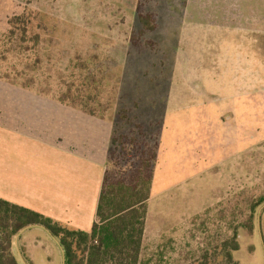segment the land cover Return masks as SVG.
<instances>
[{
    "label": "rangeland",
    "instance_id": "1",
    "mask_svg": "<svg viewBox=\"0 0 264 264\" xmlns=\"http://www.w3.org/2000/svg\"><path fill=\"white\" fill-rule=\"evenodd\" d=\"M88 70L101 106L87 102L122 139L106 169L118 178L127 158L157 147L154 168L142 170L152 179L144 264H223L216 247L235 228L234 258L264 264V0H0V126L29 104L64 115L67 104L38 91L74 96L81 85L87 100ZM156 100L161 111L145 110ZM134 101L131 118L116 117ZM30 124L29 134L47 130ZM60 126L49 131L57 146ZM134 136L139 146L127 143ZM46 150L25 146L24 165L42 168ZM13 252L19 264L65 263L42 227L15 237Z\"/></svg>",
    "mask_w": 264,
    "mask_h": 264
},
{
    "label": "crops",
    "instance_id": "2",
    "mask_svg": "<svg viewBox=\"0 0 264 264\" xmlns=\"http://www.w3.org/2000/svg\"><path fill=\"white\" fill-rule=\"evenodd\" d=\"M43 95L52 103L57 101L53 96ZM67 105L61 115L29 104L26 116L15 111V120L1 122V130L10 133L11 138L1 134L0 197L41 212L71 229L90 231L97 222L114 125L104 117ZM25 122L47 130L29 134ZM56 126L64 129L60 134L63 146H57L49 136ZM32 143L47 148L42 168L24 165V147ZM33 227L44 228L30 226L16 238Z\"/></svg>",
    "mask_w": 264,
    "mask_h": 264
},
{
    "label": "trees",
    "instance_id": "3",
    "mask_svg": "<svg viewBox=\"0 0 264 264\" xmlns=\"http://www.w3.org/2000/svg\"><path fill=\"white\" fill-rule=\"evenodd\" d=\"M143 55H147V53L140 48L136 54L139 61ZM82 70L87 71L85 67H82ZM85 78L89 80L91 86L86 96L87 100L83 98L81 85L77 86V92L74 96H72V93L68 96L69 92H60L59 95H53V97L61 103H72V106L91 115L103 117L102 113H98V110L89 106L87 102L93 100L98 102V106H101L97 92L98 74L95 75L94 70H88ZM54 85L58 87L59 84L55 83ZM24 86L29 87L27 84H24ZM59 91H61L60 86ZM38 92L50 95L45 91ZM127 95L130 97L129 93ZM71 96L74 102H72ZM67 97L68 99H66ZM131 97V100L136 98L133 93ZM139 106V102L136 101L133 102L132 108L123 106L119 108L116 117L119 115L121 118L129 119L131 118V111L138 110ZM161 106V101L156 100L149 102L145 110L150 108L153 112L155 109L161 111ZM136 116L134 114L133 118ZM146 119L149 118L146 116ZM157 124L161 128V121L157 120ZM140 125L141 123H136L133 126L140 129ZM117 131L119 129L115 123L111 144V148L114 149L113 155L111 153L112 149H109L111 154L109 156L114 162L117 161L114 147L119 146L122 141L118 138ZM140 134H143L146 138L148 133L141 132ZM128 142L133 146H136V144L139 146L142 143L137 136L130 138L127 140ZM139 153V155H133L135 159L131 156L123 162V168L120 170L121 173L118 178L109 170L106 171L98 204L97 222L94 223L90 231L71 229L41 212L0 197V264H19L13 252L15 237L23 229L33 225L43 226L59 240L64 251V264H144L141 254L146 230L147 201L150 198L152 179L142 178V170L148 166L154 168L157 147L154 150H148L146 146ZM149 155L150 157L147 158ZM135 168L138 173L137 177L133 176ZM131 169L133 170L130 171ZM263 202L264 196L261 198L260 203ZM243 226L250 231L253 229L252 224H244ZM237 231V228H235L232 234L216 247L222 254L223 264H240L233 255L234 251L240 248ZM211 262L209 256H205V260L199 264H210ZM193 264H197V262Z\"/></svg>",
    "mask_w": 264,
    "mask_h": 264
},
{
    "label": "water",
    "instance_id": "4",
    "mask_svg": "<svg viewBox=\"0 0 264 264\" xmlns=\"http://www.w3.org/2000/svg\"><path fill=\"white\" fill-rule=\"evenodd\" d=\"M18 237V236H17Z\"/></svg>",
    "mask_w": 264,
    "mask_h": 264
}]
</instances>
